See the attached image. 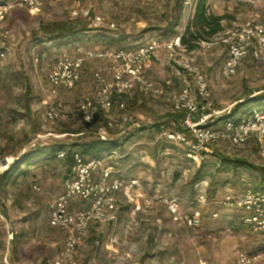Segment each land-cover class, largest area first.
Listing matches in <instances>:
<instances>
[{
    "label": "rangeland",
    "instance_id": "rangeland-1",
    "mask_svg": "<svg viewBox=\"0 0 264 264\" xmlns=\"http://www.w3.org/2000/svg\"><path fill=\"white\" fill-rule=\"evenodd\" d=\"M4 1L7 0L0 3ZM175 2L43 0L40 14L17 9L0 23V53L6 51L5 57H0V157L1 153L21 156L33 143L48 148V152L58 146L68 151L72 143L90 138L93 129L85 125L81 105L102 87L95 77L98 70L103 72L106 81L112 80L109 64L90 60L74 89L53 87L49 83L52 65L60 54L72 52L78 46L130 49L154 38L173 39L184 32L192 18L183 13L174 33L167 34L160 29L166 24L164 13L169 14ZM208 4L214 14L224 16V31L249 21L264 25V0H208ZM79 6L92 7L104 22L72 18V10ZM77 20L93 29L89 33L91 38L83 37L67 44L68 39L50 40L42 29L49 24ZM227 57L228 50L224 46L199 45L194 51L196 63L208 78L214 108L231 110L235 119L264 110V50L260 62L250 55L244 59L237 75L231 79H224L220 73ZM147 74L152 82L161 86L171 81L168 91H178L182 86L165 54L153 61ZM137 98L142 101L134 104V100L126 99V110L115 108L111 113L120 124L111 132L122 136L118 150L125 153L114 165L116 172L126 180L138 178L148 198L137 197L133 189L122 192L117 221L85 232L83 239L88 245L80 250L79 259L84 262L97 253L102 264H237L239 249L264 252V233L255 232L247 224L241 227L242 211L212 203L216 198L237 197L247 189L264 191V180L260 181L258 171L235 170L220 161V156L246 158L264 166L259 148L251 144L246 150H235L222 143L204 164L191 161L180 144L159 139L163 129L159 132L146 129L170 111L168 102L161 97ZM116 102L114 100V104ZM50 107L69 113L71 118L47 121L45 114ZM125 115L130 119L128 122L122 120ZM222 120L215 119L210 124L216 125ZM75 129H84L86 133L74 135L71 132ZM164 129H174V126ZM68 169L66 161L55 158L33 163L26 176L19 175L14 182L0 184V244L7 248L5 253L0 249V264H54L66 236L50 226L52 195L63 190ZM201 189L206 191L210 204L200 208L197 225L188 227L183 221L175 223L172 216L171 220L163 199L181 198L182 212L192 214L198 205L194 203L196 194ZM216 213L218 216L214 215ZM166 218L170 222L164 233L163 225L160 227L156 219ZM231 222L239 225L237 230L230 226ZM12 247L17 248V252L10 262L8 254Z\"/></svg>",
    "mask_w": 264,
    "mask_h": 264
},
{
    "label": "built area",
    "instance_id": "built-area-1",
    "mask_svg": "<svg viewBox=\"0 0 264 264\" xmlns=\"http://www.w3.org/2000/svg\"><path fill=\"white\" fill-rule=\"evenodd\" d=\"M197 1L184 0V13H187L189 19ZM42 5L43 0L1 2L0 23L6 21L17 9H25L32 15H38ZM71 17L93 20L96 23L104 22V18L95 14L94 9L88 6L74 8ZM111 26L114 27L115 24ZM185 29L186 27L184 31ZM183 33L171 40L154 38L130 49L93 50L79 47L74 52H63L51 67L49 83L53 87L74 89L81 82L84 67L90 60L106 61L112 80L106 81L103 72L98 70L95 77L102 87L94 96L88 98L80 109L82 119L87 123H93L101 112L107 116V123L98 128L102 137L107 135L109 128L119 125L111 116L115 107L113 98L116 96L121 99L117 108L124 111V99L141 94L165 98L173 112L183 114V130L163 129L159 139L180 144L194 162L201 163L214 146L222 143L235 150H246L251 139L256 142L264 158V112L256 111L245 118L235 119L231 116V110L226 112L214 108L208 78L196 63L194 51H188L183 44ZM201 45L207 48L224 46L228 50V57L222 63L220 73L224 79H231L237 75L242 61L249 55L256 62L261 61L264 50V25L249 21L217 34ZM163 54L172 66L175 76L181 81L182 86L178 91H168L171 81L161 86L148 78L147 72L153 61ZM5 55L6 51L0 53V57ZM45 117L49 122H60L69 120L71 115L50 107ZM128 118V115H125L122 120L127 121ZM219 118H223L221 123L210 124L211 120ZM36 145L33 143L31 147ZM57 156L59 159H65L67 152L60 150ZM120 157L122 155L118 150H111L103 157L96 158H87L79 152L74 154L72 167L64 179L63 190L52 195L50 225L64 232L66 236L63 250L55 258L54 264H102L97 258V253L87 261L82 262L79 259L80 250L88 245L84 242L83 234L94 227L105 228L117 221L119 198L127 189L135 190L137 197L148 198L139 180H126L117 175L114 161ZM3 161L6 162L5 165L2 164ZM14 161L13 155L1 159L0 174ZM34 187L39 190L38 186ZM163 201L175 223L183 221L188 227L197 225L201 216L200 208L192 214H187L182 212L181 198L168 196ZM218 203L245 209L248 214L244 221L255 232L264 233V192L249 190L237 197L226 196ZM196 204L200 207L210 204L205 191L197 196ZM214 215L218 216L217 213ZM96 244L99 246L100 242L97 241ZM236 258L237 264H264L262 251L251 253L239 249Z\"/></svg>",
    "mask_w": 264,
    "mask_h": 264
},
{
    "label": "trees",
    "instance_id": "trees-1",
    "mask_svg": "<svg viewBox=\"0 0 264 264\" xmlns=\"http://www.w3.org/2000/svg\"><path fill=\"white\" fill-rule=\"evenodd\" d=\"M8 1V0H7ZM184 13V0H176L174 5L172 6L170 13L165 12L163 17H165L164 21H166L165 26H163L160 29H163L165 33H174L176 32V29L180 25L182 16ZM80 19V18H78ZM224 16H219L214 14L210 10V6L208 4V0H198L196 7L194 9L191 21L189 24L186 26V29L182 35V42L183 44L187 47L188 51H195V49L201 45L202 42H207L210 39H212L215 35L224 32L225 27L222 24V21L224 20ZM88 20V19H87ZM44 33L50 37V40H61V39H68L67 44L70 43H75L76 41L82 39L83 37H90V31H93L92 28H89L85 22H81V20L77 21H72V22H59V23H54V24H49L45 27L42 28ZM97 35V34H96ZM125 39V38H121ZM79 48L76 47L75 50ZM97 49V48H94ZM93 49V50H94ZM100 49H105V48H100ZM112 49V48H110ZM73 50L72 52H74ZM116 50H121V49H116ZM65 52H71V51H65ZM138 96H143L141 94H137L131 98H127L129 100H134L133 103L137 104L139 101L141 102L142 100H138ZM145 97H154V96H145ZM162 98V97H161ZM117 100L114 109H118L117 105L120 102L119 97H114L113 101ZM126 100V99H124ZM164 100H166L164 98ZM168 102V100H166ZM170 105V103L168 102ZM171 108V105H170ZM113 109V112H114ZM119 110V109H118ZM258 111H263L264 110H258ZM256 112V111H255ZM103 114V115H102ZM233 118H235L233 115H231ZM120 117V116H119ZM107 116L101 112L96 120L93 123H87L84 120L85 125L88 128L93 129L92 135L88 139H80L78 142L72 143L70 149L67 151L65 147H56V149H52L48 152V148H44L42 145H36L35 147H31L30 150L26 151L24 154L21 156H16L15 161L11 164V166L6 169L4 172L0 174V184H4L10 181H16L17 177L19 175L26 176L27 173L29 172L30 165L33 163H43L44 161H52L55 158L59 159L57 156L58 151L60 150H65L67 152V157L65 159H59V160H64L68 164V168L70 169L72 167L73 161H74V154L79 152L82 155L86 156L87 158H96V157H103L105 154L110 152L111 150H118L120 148L121 143L123 142L122 136L112 134L111 131H114L117 129L119 124V120L116 121V124L118 122V126H115L113 128H109L107 135L101 136L98 133V128L101 124L107 123ZM183 119V114L179 112H173L172 109L170 111H167L166 113H163L161 116L158 117V120L156 119L155 124L151 127L148 126L146 129H157L158 132L164 129L165 127H168L169 125H173L174 129H179L183 130V126L181 125V121ZM130 119L126 122H128ZM214 120H211L212 122ZM223 121V120H222ZM220 121V122H222ZM138 127H141L139 125H136ZM144 129V128H143ZM84 129H75L71 133L74 135H81L83 136L86 132ZM168 141V140H167ZM254 144L255 146L258 147L256 142L254 140H250L248 147ZM220 146V145H218ZM218 146H214L211 150L210 153L207 154V156L204 158V160L201 162V164L210 158V156L214 155L215 149L218 148ZM185 150V149H184ZM119 151V150H118ZM119 153L122 155L124 158L125 156L123 152L119 151ZM185 155L186 157L190 159L187 156V152L185 150ZM6 156H10L5 153H1L0 160L5 158ZM122 157L118 158L117 160L123 159ZM116 161V160H115ZM220 161L224 163L225 165H228L230 168L238 170L240 168L243 169H253L258 171L261 174L260 181L264 180V166L254 164L250 160H247L246 158H231L227 156H220ZM115 163V162H114ZM68 169V171H69ZM68 173V172H67ZM67 175V174H66ZM117 175L120 176L118 173ZM66 177V176H65ZM124 178V177H122ZM125 179V178H124ZM203 180V177H202ZM200 181V180H199ZM262 187V186H261ZM263 189V188H262ZM251 189H247L244 192H247ZM203 190H199V192L196 194L198 196ZM253 191V190H251ZM196 192V191H195ZM243 192V193H244ZM254 192H259V191H254ZM264 192V191H262ZM206 193V191H205ZM242 193V194H243ZM207 195V193H206ZM224 198V197H223ZM222 198V199H223ZM219 198H216L212 201L213 204L218 205V201L222 200ZM197 200V197H196ZM196 200L194 203H196ZM220 205V204H219ZM234 207V206H230ZM201 208L199 205H197L196 209ZM237 208V207H234ZM238 210L242 211L243 215L241 217L240 225L241 227H244L245 224H247L244 220L245 217L247 216V211L242 208H237ZM5 215L8 216V213L6 211ZM248 225V224H247ZM51 226V225H50ZM230 226L237 230V226L239 225H234L232 222L230 223ZM52 227V226H51ZM54 228V227H52ZM15 242V241H14ZM0 249L5 253L7 251L6 246H3V243L0 244ZM17 252V248L12 247L10 249L9 254H8V260L12 262L13 258L12 255Z\"/></svg>",
    "mask_w": 264,
    "mask_h": 264
},
{
    "label": "crops",
    "instance_id": "crops-1",
    "mask_svg": "<svg viewBox=\"0 0 264 264\" xmlns=\"http://www.w3.org/2000/svg\"><path fill=\"white\" fill-rule=\"evenodd\" d=\"M133 179H137L139 180L138 178H133ZM132 180V179H130ZM4 215H5V212H4ZM170 218H171V215H170ZM168 218H166V220H161V219H156V222L158 223V225L161 227L163 225V232L165 233V231L168 229V226H166V224H168L170 221L167 220ZM172 220V218H171Z\"/></svg>",
    "mask_w": 264,
    "mask_h": 264
},
{
    "label": "water",
    "instance_id": "water-1",
    "mask_svg": "<svg viewBox=\"0 0 264 264\" xmlns=\"http://www.w3.org/2000/svg\"><path fill=\"white\" fill-rule=\"evenodd\" d=\"M2 164H3V165H5V164H6V162H5V161H3V162H2Z\"/></svg>",
    "mask_w": 264,
    "mask_h": 264
}]
</instances>
